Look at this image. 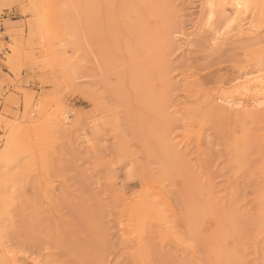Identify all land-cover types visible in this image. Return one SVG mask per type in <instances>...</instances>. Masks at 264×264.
<instances>
[{
  "label": "rangeland",
  "instance_id": "rangeland-1",
  "mask_svg": "<svg viewBox=\"0 0 264 264\" xmlns=\"http://www.w3.org/2000/svg\"><path fill=\"white\" fill-rule=\"evenodd\" d=\"M236 1L0 0V264H264V0Z\"/></svg>",
  "mask_w": 264,
  "mask_h": 264
},
{
  "label": "bare ground",
  "instance_id": "bare-ground-1",
  "mask_svg": "<svg viewBox=\"0 0 264 264\" xmlns=\"http://www.w3.org/2000/svg\"><path fill=\"white\" fill-rule=\"evenodd\" d=\"M237 6H238V11H243L242 9L248 7L247 0H237ZM216 11V10H215ZM238 13V12H237Z\"/></svg>",
  "mask_w": 264,
  "mask_h": 264
}]
</instances>
